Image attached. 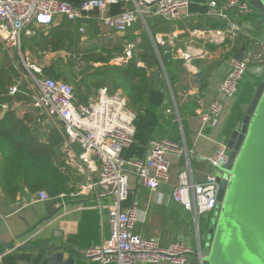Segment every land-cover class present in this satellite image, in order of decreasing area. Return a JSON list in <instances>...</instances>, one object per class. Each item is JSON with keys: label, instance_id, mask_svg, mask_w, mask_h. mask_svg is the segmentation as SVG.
I'll return each instance as SVG.
<instances>
[{"label": "built area", "instance_id": "2783aa9c", "mask_svg": "<svg viewBox=\"0 0 264 264\" xmlns=\"http://www.w3.org/2000/svg\"><path fill=\"white\" fill-rule=\"evenodd\" d=\"M121 1L124 0H81L78 3L0 0V42L7 51L16 52L23 65L22 71L15 65L18 76L8 87L7 94L12 97L18 93L24 95L14 101V107H30L46 118L45 123L61 124L66 162L86 176L76 193L88 195L93 192L98 202L96 207L107 212L109 236L81 250L83 257L99 264H189L194 252L186 241L174 240L163 245L158 238L142 237L134 231L140 210L138 201L130 199L129 183L133 173L141 187L149 192L158 191L170 179L171 164L166 156L178 158L183 153L188 154L185 147L167 137L152 138L144 157H124L134 140L136 119V112L128 105L127 97L121 91L110 92L103 86L87 104L79 103L72 85L44 75L38 64L30 62L20 52L22 37H33L38 30L51 26L56 17L73 21L96 19L104 28L122 33L145 15L177 20L191 4V0H132V10L109 12L110 5ZM205 5L208 15L224 22L221 31L231 40L244 32L245 23L238 17L253 12L248 0H205ZM78 32H84L83 25ZM243 51L241 56L227 61V72L218 83L217 97L200 112L203 129L219 128L226 112L224 101L233 100L237 84L248 69L264 78L263 41L254 39V43ZM125 54L130 56L128 49ZM10 57L14 59L12 55ZM7 107L8 104L2 105L3 109ZM218 144L217 150L200 157L212 171L205 173L201 182L194 181L192 168L186 161V166L178 173V183L170 193V199L197 221L204 213H217L220 209L216 199L220 181H217L216 173L219 172V179L226 182L230 176L227 145ZM50 200L52 198L43 190L37 191L33 198L36 203ZM5 216L0 208V219Z\"/></svg>", "mask_w": 264, "mask_h": 264}, {"label": "trees", "instance_id": "16d2710c", "mask_svg": "<svg viewBox=\"0 0 264 264\" xmlns=\"http://www.w3.org/2000/svg\"><path fill=\"white\" fill-rule=\"evenodd\" d=\"M65 1L76 3L74 0ZM128 1L124 0L119 4H113L116 5L117 11L111 10L113 5L109 6V10L111 13L124 11V9L132 10L133 6L131 3H127ZM203 2L205 3V0ZM262 17L263 15L253 8L251 14L240 15L238 20L252 25L258 23ZM185 22L191 30H208L217 26L222 29L225 26L224 22L208 25L201 19L197 23H194L193 19H186ZM176 23L179 24L178 28H185L182 24L183 21ZM147 24L153 36L157 32L169 34L175 28V23L156 17H148ZM134 25L135 22L123 32L124 37H121L117 43L110 46L109 43L83 41L81 36L88 37L92 33L93 27L88 26L83 33H79L80 21L68 20L62 17L57 24L51 25L47 29L48 33L44 34V32L39 31L33 37H22L20 48V52L23 53L26 44L30 43L31 53L36 57H40V53L44 54L51 51L70 53L72 55L70 59L66 60L61 56H56L48 66L42 67L41 70L44 75L72 85V90L79 103L87 104V95L96 93L97 88L100 86L109 88L110 92H114L113 90L118 88L125 91L128 105L136 112L134 140L124 152L126 158L132 152H138L136 145L145 144L150 139L155 138L153 130L155 129V122L159 119L167 118L171 122L170 127L174 131V135L165 134L164 136L172 140L179 139L175 114L167 107L166 99L164 100V97H167L164 79H160L154 89L153 74L160 70V62L163 63L172 86L178 78L175 67L184 61L183 58H176L177 46L168 44L167 35L163 38L164 42L160 44L154 43L143 32L141 42L134 44L131 49V57L124 65L109 64V60L114 53L119 54L123 51L127 41H124L123 44L121 41L129 37V33L137 27ZM251 25L246 32L240 33L234 40L225 37L223 42L216 46V48L220 47L221 58L219 60L193 62L204 74L203 86L206 85L207 78L212 75L221 62L234 58L237 50L254 43V39H257L259 32L258 28ZM245 29L244 27L243 30ZM95 33H97L96 30ZM76 60L85 62L84 69L79 73L71 69ZM12 61V57L9 56L0 42V208L2 206L8 208L3 209V212H7L14 207L18 196L22 199H28L37 191L43 190L50 198L55 199L60 194L73 192L76 189V183L81 180V177L66 162L62 148L64 133L61 124L47 122L42 125L41 117L43 116L30 108L25 110L22 115L16 112L13 103L16 99L24 98V95L18 93L16 97H12L7 94L8 87L18 76ZM94 62H101L103 65L95 67L92 64ZM261 81H264V78L249 69L239 80L231 108L222 125H220L219 137L221 141L226 143L230 139L245 115L246 105L252 99L255 87ZM82 89L87 92V95L83 94ZM161 90L165 91V96L161 93ZM197 102L198 98L195 97L182 105L177 103L180 123L183 126L186 145L189 149L192 148V145L187 118L188 115L193 116L195 114ZM3 104H8L7 109L2 108ZM168 109L170 111H167ZM186 217L188 218L187 237L190 239V245L195 249L192 218L190 214ZM212 217L213 212L199 216L198 233L202 253L207 252L209 248L206 233ZM49 252L46 249L43 251V253Z\"/></svg>", "mask_w": 264, "mask_h": 264}, {"label": "crops", "instance_id": "0c3cea01", "mask_svg": "<svg viewBox=\"0 0 264 264\" xmlns=\"http://www.w3.org/2000/svg\"><path fill=\"white\" fill-rule=\"evenodd\" d=\"M74 1L78 3L81 0ZM127 3H131L134 8V2L132 0H129ZM116 8V5H113L111 10L117 11ZM206 9L207 7L203 0H191V4L187 11L182 12L181 17L177 20H168L162 16L145 15V18L135 21L137 27L129 33L128 38L121 41L122 44L125 43L124 41H127L123 51L119 54L114 53L109 60V64L111 65H124L131 57V49L134 44L141 42L143 32L148 35L154 43L157 42L160 44L164 42L163 38L167 35L168 44L177 46L176 58L184 59L180 65H176L175 67L178 78L172 86L169 82L167 72H165L163 63L160 62V70L155 73H160V79H164L167 90V97H164V100L166 99L165 101L168 104L167 107L175 114L179 135V139L175 141L181 146H184L188 154L183 153V155L178 158L171 156L170 179L167 183L161 185L156 192H149L141 187L133 173L130 174L129 183H131L130 199L138 201V208L140 210L138 222L135 225L134 231L142 237L158 238L163 245H167L174 240H182L184 242L186 241L192 248L189 241L190 239L187 237L188 218L186 216L190 214L193 222V236L195 237L196 244V248H192L194 253L199 250L201 251L198 233L200 218L198 217L199 219L197 221L190 212L183 209L180 204L171 200L170 193L173 187L178 183V173L186 166V161H188L192 168L194 181L201 182L205 173L212 171L211 166L200 159V157L201 155H206L217 150L219 147L218 143L223 142L219 137L220 125H222L225 120L233 102V100H227L228 108L226 109L225 116L221 118L219 128H202L199 114L201 111L207 109L208 104L217 97L218 83L226 74L228 67V60L221 62L212 75L207 78L206 85L203 86L202 82V85L199 87V82L195 74L200 68L193 62L199 60H219L221 58L220 47L216 48V46L225 39V35L222 33L219 26L208 30H191L187 27L188 24L185 22L186 19H193L194 23H197L198 20L201 19V21L208 23V25L223 22L217 17L214 18L208 15ZM147 16L149 18L156 17L157 19H164L170 23H175V28L169 34L157 32L155 36H153L147 24ZM60 18L62 17H56L52 25L57 24ZM88 19L89 21L87 24L80 21L81 25L84 26V30L88 26L93 27L92 33L88 35V37L81 36L83 41H90L91 43L95 41L103 44L109 43L111 46L117 43L121 37H124L123 32L119 33L112 29L104 28L96 19ZM180 21H183L182 24L185 28H178L179 24L176 22ZM260 24L261 22L259 20L258 23H253L252 25L258 28L259 36L257 39L261 40V36H264V27H261ZM250 25L251 23L244 24L246 28L244 30L245 32L249 29ZM49 27L40 29L38 32L40 31L46 34L48 33L47 29ZM95 30L97 33H95ZM217 30H219V32H217ZM89 37L90 39H88ZM244 48L245 47H241L236 51V54L241 56L244 53ZM126 49L129 50L130 56L125 54ZM31 51L32 47L30 43H28L25 46L24 52L21 54L30 62L38 64L41 68L48 66L56 56H61L66 60L70 59L72 56L65 51H51L44 54L40 53V57H36L32 55ZM189 53H192V56L188 57ZM16 57L20 59L17 54ZM92 64L95 67L103 65L101 62H94ZM139 65H141V63H139ZM158 81L155 80L156 86L154 83V89L157 87ZM107 90H109V88ZM113 91H121L126 96L125 91L121 88ZM86 93L87 92L83 91L84 95H87ZM96 93L87 95V101L95 96ZM161 93L165 96L164 90H161ZM195 97L198 98L194 111L195 114L193 116L188 115L187 118V126H189L191 132L192 145V148L189 149L186 145L183 126H181L180 123L177 103L182 105ZM170 109L167 111H170ZM16 112L22 115L17 109ZM170 125L171 122L167 118L157 120L154 126L155 129L153 130L154 137L164 138L166 137L164 136L165 134L174 135V131ZM147 145L148 142L136 145L138 152H132L131 155L129 154V157H144L148 150ZM73 148L79 151L78 147L73 146ZM70 167L81 177V180L76 183V189L73 192L69 194H60L57 198L48 202L37 203L33 202L34 195H31L28 199H22L18 196L14 207L4 212L6 216L0 219V264H48L47 259H45L47 253H43L44 250L42 247L56 244L68 247L64 252V258L68 256L72 257L74 259V264H99L96 261H90L83 257L81 250L93 244L100 243L109 236V224L108 220H106L107 212L105 209L96 207L98 202L93 192L88 195L76 193L78 187L85 181L86 176L74 166ZM92 176H94V173H92ZM3 209L5 210L8 208L2 206L1 210ZM205 253L201 251V255ZM192 259H195L194 256L191 257V260ZM157 264L171 263L162 262Z\"/></svg>", "mask_w": 264, "mask_h": 264}, {"label": "water", "instance_id": "95a60500", "mask_svg": "<svg viewBox=\"0 0 264 264\" xmlns=\"http://www.w3.org/2000/svg\"><path fill=\"white\" fill-rule=\"evenodd\" d=\"M248 3L263 15L260 26L264 27V0ZM195 76L200 87L203 72L199 70ZM153 77L158 81L160 73ZM255 88L242 121L225 143L229 151L228 182L216 173L220 209L206 234L208 251L204 255L200 250L193 253L195 259L189 264H264V81ZM67 248L57 244L42 247L50 251L45 256L48 264H74L72 257L64 258Z\"/></svg>", "mask_w": 264, "mask_h": 264}, {"label": "rangeland", "instance_id": "374dc122", "mask_svg": "<svg viewBox=\"0 0 264 264\" xmlns=\"http://www.w3.org/2000/svg\"><path fill=\"white\" fill-rule=\"evenodd\" d=\"M261 40H263V43H264V36H261ZM97 41V40H96ZM95 42V41H94ZM93 43V42H92ZM8 52V54H10V55H12L13 57H15V53L13 52V51H7ZM17 54V53H16ZM13 67L16 69V66L15 65H17V67H19V71L21 70H23L22 68L23 67H21V65H22V62L20 61V59H18V58H14L13 59ZM23 66V65H22ZM84 67H85V62H81V61H75L74 63H73V65H72V70L73 71H75V72H77V73H79V72H81L83 69H84ZM84 90H82V92H83ZM227 100H231V99H225V101H224V104H225V107H226V109L228 108L227 106H228V104H227ZM16 107V109H17V111L18 112H21V113H23L25 110H27V109H29L30 107H19L18 105H16L15 106ZM43 116V115H42ZM46 122V118L43 116V117H41V123H42V125H44V123ZM168 159H171V155H168V156H166ZM130 186H131V183H130ZM216 216V212H214L213 213V217H215Z\"/></svg>", "mask_w": 264, "mask_h": 264}]
</instances>
